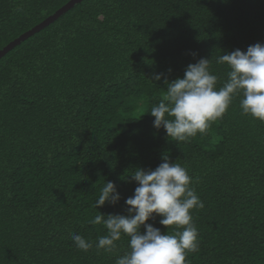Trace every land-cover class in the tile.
Wrapping results in <instances>:
<instances>
[{
    "label": "trees",
    "instance_id": "1",
    "mask_svg": "<svg viewBox=\"0 0 264 264\" xmlns=\"http://www.w3.org/2000/svg\"><path fill=\"white\" fill-rule=\"evenodd\" d=\"M69 1L0 0V51ZM257 42L264 0H80L13 46L0 58V264H116L129 237L97 251L107 230L90 221L127 215L132 171L165 156L204 205L191 210L199 246L185 264H264V123L242 115V95L187 141L148 114L166 91L154 74L183 78L206 58L219 89L228 67L217 58ZM105 181L121 199L96 209ZM160 219L147 223L183 230ZM73 234L93 247L77 249Z\"/></svg>",
    "mask_w": 264,
    "mask_h": 264
},
{
    "label": "clouds",
    "instance_id": "2",
    "mask_svg": "<svg viewBox=\"0 0 264 264\" xmlns=\"http://www.w3.org/2000/svg\"><path fill=\"white\" fill-rule=\"evenodd\" d=\"M216 63L228 67L227 80L219 89L218 77L210 71V60L206 58L187 65L183 78L170 81L164 73L153 75L155 81L163 78L166 90L158 106L148 112L155 118L154 128L162 127L174 141L206 134L211 123L222 117L237 95L243 97L242 115L264 123V43L250 45L246 51L236 49L222 54ZM130 179L137 187L125 200L127 215L99 212L90 221L93 225L103 224L107 230L106 235L98 238L97 251L113 252L116 242L126 235L130 251L119 256L116 264H185L186 254L196 252L199 246L191 210L204 206L190 187L192 177L181 164L165 156L154 170L136 168ZM120 199L115 183L105 181L94 207L116 205ZM155 216L161 217L159 223L166 229L175 225L183 230L167 234L147 223ZM71 239L79 250L87 252L93 247L79 234H73Z\"/></svg>",
    "mask_w": 264,
    "mask_h": 264
},
{
    "label": "water",
    "instance_id": "3",
    "mask_svg": "<svg viewBox=\"0 0 264 264\" xmlns=\"http://www.w3.org/2000/svg\"><path fill=\"white\" fill-rule=\"evenodd\" d=\"M78 1H80V0H71V1H69L66 5L61 7L54 14H52L49 17H47L41 23H39L38 25L34 26L33 28H31L30 30L26 31L25 33H23L21 36H19L18 38H16L12 42H10L7 46L3 47L4 49L0 51V58L5 53H7L10 49H12L13 46H16V45L20 44L23 40H25L26 38H28L29 36H31L35 32L41 30L42 28H44L45 26H47L48 24L53 22L55 19H57L60 15L65 13L70 7L73 6V4H75Z\"/></svg>",
    "mask_w": 264,
    "mask_h": 264
}]
</instances>
